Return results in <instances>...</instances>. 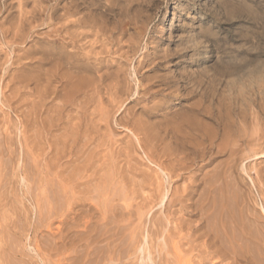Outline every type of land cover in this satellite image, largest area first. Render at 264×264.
Segmentation results:
<instances>
[{
    "label": "rangeland",
    "instance_id": "1",
    "mask_svg": "<svg viewBox=\"0 0 264 264\" xmlns=\"http://www.w3.org/2000/svg\"><path fill=\"white\" fill-rule=\"evenodd\" d=\"M261 225L264 0H0V264H264Z\"/></svg>",
    "mask_w": 264,
    "mask_h": 264
},
{
    "label": "bare ground",
    "instance_id": "2",
    "mask_svg": "<svg viewBox=\"0 0 264 264\" xmlns=\"http://www.w3.org/2000/svg\"><path fill=\"white\" fill-rule=\"evenodd\" d=\"M73 62H74V63H73ZM73 62H72V63H73L74 65H79V64H77L76 59L73 60ZM78 62H81V60L78 61ZM70 66L72 67V65H70ZM74 67H75V66H74ZM82 67H83V66H82ZM82 67H80L79 69H82ZM71 69L73 70L74 68L72 67ZM75 69H76V68H75ZM84 70H85V66H84ZM74 71H75V70H74ZM77 71H78V69H77ZM68 73H69V72H68ZM77 73H79V72H77ZM71 74H72V73H71ZM70 77H71V76H70ZM70 77H69V78H70ZM73 78H74V77H73ZM70 81H71V80H70ZM74 82L77 83V81H74ZM73 84H74V83H73ZM73 84H72V85H73ZM187 85H188V84H187ZM188 86H189V85H188ZM188 86H187V87H184V85H183V86H176V92H177V91H179V92H181V91H185V90L188 89ZM200 86H201V85H200ZM189 87H190V86H189ZM192 89H193V88H192ZM189 90H190V88H189ZM219 93H220V92H219ZM213 95H214V93H213L211 96H213ZM224 95H225V94H224ZM235 95H236V94H235ZM250 95H251V94H250ZM259 95H260V94H259ZM216 96H217V95H216ZM169 97L172 98V99H176V98L178 97V95L171 94ZM211 98H212V97H211ZM230 98H231V97H230ZM177 99H178V98H177ZM179 99H181V98H179ZM242 101H243V100H242ZM186 102H188V99H181V103H186ZM230 103H231V102H230ZM235 103H236V102H235ZM178 104H179V103H178ZM238 106H239V105H238ZM243 106H244V105H243ZM220 108H221V107H220ZM236 108H238V107H236ZM190 110H192L193 113H200V112H201V110L199 109V106H196V105H191ZM224 110H225V109H224ZM244 110H245V109H244ZM213 111H214V110H213ZM190 112H191V111H190ZM209 112H210V111H209ZM211 112H212V111H211ZM212 113H214V112H212ZM215 114H216V113H215ZM195 116H196V115H195ZM195 116H194V117H195ZM199 119H200V118H199ZM221 121H222V120H221ZM201 122H202V118H201ZM201 122H200V123H201ZM203 122H204V121H203ZM190 124H191V123H190ZM175 125H176V124H175ZM193 126H194V125H193ZM203 127H204V126H203ZM189 129H190V128H189ZM192 129H193V128H192ZM197 129H198V128H197ZM191 131H193V130H191ZM176 135H177V134H176ZM185 135H186V134H185ZM192 135H195V134H192ZM161 137H162V136H161ZM179 137H180V136H179ZM198 137H199V136H198ZM139 140H140V139H139ZM181 141H182V140H181ZM173 145H174V144H173ZM179 145H180V144H179ZM175 147H176V144H175ZM178 147H180V146H178ZM179 150H180V149H179ZM203 152H204V151H203ZM204 153H205V152H204ZM64 156H65V155H64ZM203 156H205V155H203ZM61 157L63 158V156H61ZM176 158H177V157H176ZM179 163H180V162H179ZM28 170H29V169H28ZM178 178H179V177H178ZM76 179H77V178H76ZM34 181H35V180H34ZM23 183H24V182H23ZM213 184L215 185V183H213ZM220 184H221V183H220ZM251 184H252V182H251ZM222 185H223V184H222ZM252 185H253V184H252ZM216 186H217V185H216ZM210 187H213V186L211 185ZM214 189L216 190V188H214ZM214 189L212 188V190H214ZM217 189H218V188H217ZM210 190H211V189H210ZM222 190H223V189H222ZM212 192H213V191H212ZM48 193H49V192H48ZM210 193H211V192H210ZM215 193H217V191H215ZM215 193L213 192V193H211V194H215ZM218 193H220V192L218 191ZM51 194H52V193H51ZM58 194H59V193H58ZM224 194H226V193H224ZM209 195H210V194H209ZM183 196H184V195H183ZM216 196H217V195H216ZM219 196H220V195H219ZM222 196H223V195H222ZM222 196H221V197H222ZM165 197H166V196H165ZM186 197H187V196H186ZM221 197H219L218 199L222 200ZM225 197H226V196H225ZM214 198H215V197H214ZM222 198H224V196H223ZM176 200H177V199H176ZM185 200H186V199H185ZM189 200H191V199L189 198ZM220 200H219V201H220ZM223 200H224V199H223ZM225 200H226V199H225ZM57 201H58V200H57ZM173 201H174V200H173ZM177 201H178V200H177ZM183 201H184V200H183ZM170 202H172V201L170 200ZM187 202H189L188 199H187ZM234 202H235V201H234ZM175 203H176V202H175ZM198 203H199V202H198ZM198 203H197V204H198ZM230 203H231V202H230ZM171 204H174V202L171 203ZM181 204H182V203H181ZM186 204H187V203H186ZM197 204H196V205H197ZM203 204H204V202H203ZM205 204H207V203H205ZM208 204H209V203H208ZM216 205H217V204H216ZM218 205H219V207H218L219 209L222 208V207H220L221 204H218ZM233 205H234V204H233ZM203 206H204V205H203ZM203 206H202V207H203ZM205 206L208 207V208H210V206H212V205H209V206H208V205H205ZM222 206H223V204H222ZM225 206H226V205H225ZM229 206H230V205H229ZM237 206H238V205H237ZM206 207H204V208H206ZM226 207H227V206H226ZM226 207H225V208H226ZM234 207H236V205H235ZM225 208H224V209H225ZM229 208H230V207H227V208H226V211H229V210H230ZM188 209H189V208H188ZM202 209H203V208H202ZM231 209H233V207H231ZM236 209H238V208H236ZM195 210H196V209H195ZM206 210H207V209H206ZM211 210H212V209H211ZM221 210H222V209H221ZM234 210H235V209H234ZM203 211L205 212V210H203ZM217 211H218V209H217ZM201 212H202V211H201ZM231 212H232V210H231ZM244 212H245V210H244ZM205 213H206V212H205ZM229 213H230V212H229ZM229 213H228V214H229ZM203 214H204V213H203ZM225 214H226V212H225ZM189 215H190V214H189ZM191 215H192V217H193V216H194V217H198V214L196 213V211H195V213H194V212H191ZM206 215H207V213H206ZM253 215H254V214H253ZM257 215H258V214H257ZM223 216H224V215H223ZM229 216H230L229 221L232 223V224L230 223L229 225L232 226V228L234 229V231H238V229H239V228L237 229V227H239L238 222L236 221V219L233 218V215H230V214H229ZM237 216H238V215H237ZM255 216H256V215H255ZM258 216H259V215H258ZM201 217H202V216H201ZM243 217H244V219H245V216H243ZM252 217H253V216H252ZM259 217H260V216H259ZM235 218L238 219L239 217H235ZM241 218H242V216H241ZM254 218H255V217H254ZM200 219H202V218H200ZM226 219H227V218H226ZM242 219H243V218H242ZM250 219H251V218H250ZM238 220H240V219H238ZM251 220H252V219H251ZM114 221H115V220H114ZM203 221H204V220H203ZM203 221H201V222H203ZM223 221H224V220H223ZM225 221H226V220H225ZM257 221H258V220H257ZM259 221H260V220H259ZM201 222H200V223H201ZM241 222H242V220H241ZM249 222H250V220H249ZM211 223H212V222H211ZM219 223H220V222H219ZM236 223H237L238 226H236ZM250 223H251V222H250ZM250 223H249V224H250ZM254 223H256V222L254 221L252 224L254 225ZM217 224H218V223H217ZM240 224H241V223H240ZM242 224H243V223H242ZM247 224H248V222H247ZM252 224H251V226H252ZM258 224H259V223H258ZM260 224H261V223H260ZM198 225H199V224H198ZM202 225H203V224H202ZM220 225H221V226H224L222 223H220ZM11 226H12V225H11ZM17 226H18V225H17ZM227 226H228V225H226V227H227ZM249 226H250V225H249ZM251 226H250V227H251ZM255 226H256V225H255ZM261 226L264 228L263 225H261ZM200 227H202V226H201V225L198 226V228H200ZM206 227H208L207 224H206ZM212 227H213V226H212ZM228 227L231 229L230 226H228ZM243 227H244V225H243ZM253 227H254V226H253ZM209 228H211V227H209ZM217 228L219 229V228H221V227L219 226V227H217ZM217 228H216V229H217ZM247 228H248V226H247ZM257 228H258V225H257ZM214 229H215V228H214ZM225 229H226V228H225ZM227 229H228V228H227ZM242 229L244 230L245 228H242ZM249 229H250V228H249ZM0 230H1V229H0ZM100 230H101V229H100ZM200 230H201V229H200ZM219 230L221 231V229H219ZM223 230H224V229H223ZM239 230L241 231V228H240ZM243 230H242V231H243ZM256 230H257V229H256ZM256 230H255V231H256ZM258 230H260V229H258ZM262 230H264V229H262ZM8 231H9V230H8ZM213 231H214V230H213ZM217 231H218V230H217ZM224 231H225V230H224ZM230 231H231V230H230ZM230 231H229V233H231ZM240 231H239V232H240ZM255 231H254V232H255ZM102 232H103V231H102ZM203 232H205V231H203ZM203 232H202V233H203ZM208 232H209V231H208ZM215 232H216V231H215ZM218 232H219V231H218ZM239 232H238V233L236 232L237 234H236L235 236H237L238 234L241 233V232H240V233H239ZM243 232H244V231H243ZM210 233H212V232L210 231ZM220 233L225 234V233H223L222 231H221ZM244 233H245V232H244ZM244 233H243V234H244ZM246 233H247V232H246ZM248 233H249V232H248ZM248 233H247V235H248ZM250 233H251V232H250ZM258 233H260V231H259ZM6 234H7V233H6ZM218 234H219V233H218ZM251 234H252V233H251ZM260 234H261V233H260ZM11 235H12V234H11ZM214 235H216V234H214ZM245 235H246V234H245ZM245 235H242V238H244ZM247 235H246V236H247ZM261 235H262V234H261ZM98 236H99V235H98ZM227 236H228V235H227ZM248 236H250V235H248ZM248 236H247V237H248ZM252 236H253V234H252ZM208 237H209V233H208ZM212 237H213V236H212ZM219 237H220V236H219ZM224 237H225V240H226V239L228 240L227 243H229L230 240H229L228 238H226V236H224ZM232 237H233V236H232ZM237 237L239 238V236H237ZM240 237H241V236H240ZM250 237H251V236H250ZM256 237H258V236H256ZM256 237H255V238H256ZM262 237H264V235H263ZM221 238H222V236H221ZM233 238H234V237H233ZM245 238H246V237H245ZM14 239H15V238H14ZM220 240H221V239H220ZM222 240H223V238H222ZM222 240H221V241H222ZM244 240L247 241V238L244 239ZM259 240H260V239H259ZM215 241H217V239H216ZM232 241H233V240H232ZM249 241H250V242H251V241L253 242V241H254V238H252V240H249ZM257 241H258V240H257ZM260 241H261V240H260ZM224 242H225V241H224ZM224 242H223V243L220 242V244H224ZM237 242H239V240H238ZM255 242H256V240H255ZM246 243H247V242H246ZM258 243H259V242H258ZM263 243H264V242H263ZM229 244H230V243H229ZM242 244H244V242H243ZM248 244H249V242H248ZM252 244H257V242H256V243H252ZM260 244H262V242H261ZM260 244H258V245H260ZM121 245H122V244H121ZM224 245H225V244H224ZM237 245H238V244H237ZM231 246H232V245L230 244V247H231ZM234 246H235V245H234ZM243 246H245V245H243ZM260 246H261V245H260ZM6 247H7V246H6ZM257 247H259V246H257ZM223 248H224V247H223ZM227 248H228V250H229V247H227ZM239 248H240V247H239ZM254 248H255V247H254ZM225 249H226V246H225ZM240 249H241V248H240ZM260 249H261V248H260ZM260 249H259V250H260ZM13 250H14V249H13ZM20 250H22V249H20ZM226 250H227V249H226ZM228 250H227V252H228ZM230 250H231V248H230ZM230 250H229V251H230ZM233 250H234V249H233ZM233 250H232V251H233ZM237 250H238V249H237ZM245 250H246V249H245ZM99 251H100V250H99ZM217 251H218V250H217ZM241 251H242V250H241ZM241 251H239V252L241 253ZM252 251H253V250H252ZM254 251H255V250H254ZM237 252H238V251H237ZM242 252H243V251H242ZM262 252H263V250H262ZM231 253H232V252H231ZM24 254H25V253H24ZM246 254H247V253H246ZM261 254H262V253H261ZM209 255H210V254H209ZM212 255H213V254H212ZM218 255H219V254H218ZM234 255H235V253H234ZM234 255H233V256H234ZM252 255H253V254H252ZM262 255H263V254H262ZM224 256H225V255H224ZM227 256H228V255H227ZM237 256H238V255L236 254V256H234V259H237V260H238V257H237ZM247 256H248V255H247ZM220 257H221V256H220ZM241 257H242V256H241ZM212 258H213V257H212ZM243 258L248 259L247 257H243ZM16 259H17V258H16ZM16 259H15V260H16ZM238 261H240V259H239ZM243 261H244V260H243ZM241 262H242V260H241ZM250 262H251V261H250ZM250 262H249V263H250ZM17 263H18V262H17ZM244 263H245V262H244ZM9 264H10V263H9Z\"/></svg>",
    "mask_w": 264,
    "mask_h": 264
}]
</instances>
